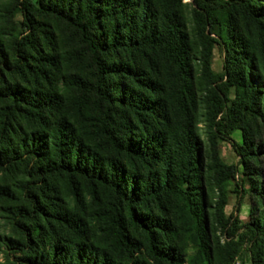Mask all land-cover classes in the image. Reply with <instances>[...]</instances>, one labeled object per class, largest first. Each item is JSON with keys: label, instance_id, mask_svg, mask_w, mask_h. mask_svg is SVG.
I'll use <instances>...</instances> for the list:
<instances>
[{"label": "trees", "instance_id": "trees-1", "mask_svg": "<svg viewBox=\"0 0 264 264\" xmlns=\"http://www.w3.org/2000/svg\"><path fill=\"white\" fill-rule=\"evenodd\" d=\"M15 1L30 32L16 42L17 66L24 67L27 45L38 48L37 15L65 21L76 33L80 43L76 55L89 72L74 76L72 84L81 103L94 105L97 116L90 129H84L65 117L59 99L51 94L40 101L35 95L28 98L0 88V96L12 101L3 109L0 123V165L27 164V176L33 180L20 188L30 208L14 212L13 226L23 241L7 238L8 251L24 254L19 258L24 264H148L138 257L145 255L153 264H186L177 240L181 231L168 210L175 201L182 211L181 224L189 227L199 246L200 263L214 264L208 211L214 209L213 217L228 238L236 232L225 209L228 184L238 168L221 159L220 139L231 143L256 201L264 203L260 149L250 135L254 122L264 124V0H193L202 40V73L211 81L203 120L198 114L202 89L194 70L197 53L178 3ZM242 23L253 26V38L239 27ZM215 45L226 52L222 76L212 72ZM49 56L40 63L60 71L61 62ZM0 58L1 84L3 69L11 68L1 46ZM21 104L50 118L44 133H32L9 154L4 148L14 133ZM202 123L211 142L208 166L199 137ZM236 131L242 132L243 145L231 139ZM55 178L66 183L76 200L84 187L91 195L98 188L108 192L109 201L92 212L58 206L48 193ZM211 192H217L216 201ZM257 211L252 210V221L245 228L251 236L254 264H264V211ZM21 219L31 227L26 228ZM46 242L49 249L40 253L37 248Z\"/></svg>", "mask_w": 264, "mask_h": 264}, {"label": "rangeland", "instance_id": "rangeland-1", "mask_svg": "<svg viewBox=\"0 0 264 264\" xmlns=\"http://www.w3.org/2000/svg\"><path fill=\"white\" fill-rule=\"evenodd\" d=\"M151 1L160 6H167L169 3H175V5L178 3L179 5V7L177 5V10L182 16L190 42L195 53H197L198 60L194 64V70L197 77L196 84L199 89H202V92L199 94L200 104L198 114L201 116L200 119L203 120L204 115L208 112V106L204 102L206 101V95L210 89L211 81L205 79L202 73L200 63L202 40L193 15V0ZM34 26L38 48L34 50L30 45L24 48L26 57L24 67L21 69L17 66L16 56L18 54H16V42L23 40L30 32L25 27L24 18L16 1L0 0V46L3 48L8 65L11 67L3 69L4 82L0 84V88L4 92H15L23 97L30 98L35 95L36 99L40 101L51 94L57 99V102L59 99L66 114L65 117H68L78 127L90 129L89 125L92 124L91 119L97 116L96 108L94 105L84 106L80 101L79 93L76 91L74 84H72V78L74 76L79 74L84 76L89 75L85 61L76 55L80 43L75 31L65 21L59 20L56 17H44L42 15L36 16ZM239 27L249 38L254 37L255 30L253 26H246L242 23ZM205 34L209 35L208 31ZM48 56L55 57L61 62L60 71L52 69L49 64L40 63L41 60L43 62V59ZM79 61H83L84 63L82 64ZM225 63L226 52L224 47L215 45L212 59V72L214 75L222 76L224 74ZM205 87H207L206 91H204ZM230 98L234 99V90H232ZM11 104L12 101L10 98H2L0 96V123L3 119V109L10 107ZM21 105V108H19L20 111L16 114L14 133L9 134L11 137L8 146L4 148L9 154L17 147L19 142L22 140L28 141L32 133H44L43 131L47 127L50 118L49 114L43 113V116H38L32 112L30 106ZM41 117L43 118L41 119ZM207 132L206 124L202 123L199 126V137L206 166L211 164V142ZM250 135H252V141L260 149V169L263 175L261 182L264 190V124L254 122ZM231 139L240 145H243L245 142L241 131H236L231 136ZM218 149L220 157L226 165L236 166L238 168L236 178L230 180L228 184V203L225 209L226 217L233 218L232 223L236 227L234 229L236 232L234 237L228 238L221 231L217 220L213 217L214 209L208 211V231L212 243L214 264H254L252 253L253 244L250 241V234L246 233L247 230L245 227L252 221V210H259L257 212L264 211V203L261 205L256 201V196L252 193L250 178L243 174L240 157L234 151L231 143L220 139L218 141ZM26 170L27 164H20L12 168L8 164L0 165V192H2L0 194V264H24L19 261V258H22L24 254L9 252L6 245L7 238H15L23 241L22 235L13 226V219L15 218L14 212L16 208H30L28 201L22 200L20 196L22 193L20 188L26 183L33 181L27 176ZM31 186L33 187L34 185L32 184ZM49 187L52 190V192H48L51 195L50 197H54L56 200L52 201L48 199V202L51 200L58 206L63 205L67 208L75 209L76 212H82V210L92 212L95 208H99L109 201L108 192L106 194V192L98 188L95 194L91 195L84 187H81V190H79L76 200L73 196V191L60 178L50 180ZM3 189L11 191L15 196H5V192L2 191ZM34 191L36 192V189ZM217 197V192H211L212 200L216 201ZM168 210L176 221V225L180 228L181 235L177 239L180 241L177 242L184 248L186 264H201L199 259V246L188 233L189 227H184L181 224L182 211L180 210L179 204L175 201L171 202ZM179 220L180 222L177 223ZM20 221L26 228L32 225L25 219H21ZM48 249L49 244L47 242L45 245L40 244L37 248L40 253L46 252ZM7 253H10V255L7 256ZM118 256L120 255H115V257ZM138 257L145 263L153 264L146 255L144 257Z\"/></svg>", "mask_w": 264, "mask_h": 264}]
</instances>
